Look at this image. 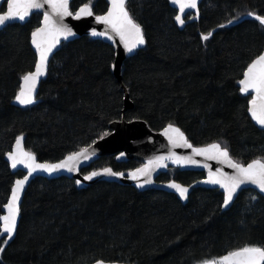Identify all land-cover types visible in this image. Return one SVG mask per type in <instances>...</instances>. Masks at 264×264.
<instances>
[{
  "label": "trees",
  "instance_id": "trees-1",
  "mask_svg": "<svg viewBox=\"0 0 264 264\" xmlns=\"http://www.w3.org/2000/svg\"><path fill=\"white\" fill-rule=\"evenodd\" d=\"M85 3L94 14L108 6L105 0H72L70 10ZM126 8L145 45L123 62L121 77L112 70L113 47L83 35L60 45L30 105L14 97L21 76L35 66L30 39L42 14L0 30V215L23 174L5 158L19 135L38 160L52 162L108 134L112 121L140 119L155 131L177 125L197 146L219 142L244 164L264 159V130L251 120L249 96L237 85L264 51V25L247 15H264V0H202L198 19L188 15L183 29L169 0H127ZM128 99L132 106L125 109ZM140 164L108 155L82 172L111 167L127 173ZM203 177L169 166L157 180L190 184ZM222 203L223 194L213 188L196 187L182 203L158 189L109 181L79 189L67 177H36L0 264H198L246 245L264 246V196L248 188L228 209Z\"/></svg>",
  "mask_w": 264,
  "mask_h": 264
},
{
  "label": "snow or ice",
  "instance_id": "snow-or-ice-1",
  "mask_svg": "<svg viewBox=\"0 0 264 264\" xmlns=\"http://www.w3.org/2000/svg\"><path fill=\"white\" fill-rule=\"evenodd\" d=\"M171 2L174 5H179L181 13L185 9H195L197 7V0H171ZM108 3L109 7L107 11L103 15L95 17L97 22L107 26L106 31L97 32L93 29L91 35L104 36L108 39L119 37L124 49L129 53L138 45L145 44L142 28L129 14L126 8V0H108ZM45 4L49 6L51 12L44 11L41 26L31 33V44L35 48L37 59L35 61V70L24 73L20 78L19 90L14 97L15 101L20 105L34 103L37 82L47 70L50 53H52L53 48L60 42L61 38L68 39L74 35L72 28L63 22L65 17L73 16V12L69 8V0H7V8L0 14V26H3L6 22L13 19L25 20L33 9H43ZM74 15L77 19L82 16H92L93 9L91 3L83 4ZM247 15L254 17L261 25H264V15H258L254 12H248ZM175 20L181 25L184 24V20L179 14L175 16ZM231 22L229 21V23ZM219 27H224V25H220ZM212 34V32L202 34L201 38L207 41ZM113 68H115V65H113ZM238 83L241 93H249V90L254 93L248 101L247 110L256 124L264 129V52L257 55L247 65L246 70L243 72V78ZM162 135L167 138L173 148L178 146L190 148L192 156L182 157L178 156L175 152L169 151L166 156L162 155L150 159L147 164L128 173L129 179L137 181V187L151 184L152 172L156 168L166 167L165 162L168 160L179 165L198 164L199 162L193 157L201 156L207 160H217L227 164L228 167L233 169L232 174L224 172L221 168H217L213 172L208 164H203L204 168L209 169L208 178L204 183L218 185L223 189L222 208L230 206L237 190L242 185H254L259 189L260 193H264V159L257 158L247 164L240 163L234 160L228 148L221 147L219 142H212L204 147H195L188 141L184 132L172 123L164 127ZM22 139V135L17 136L13 149L6 153L11 167L15 169L18 165H23L27 169V175L15 180L10 189L7 203L3 205V210L6 214L0 215V222H2L0 235H6L7 239H4L3 245H0V253L5 250L4 246L8 244L15 234L17 217L20 212L19 202L29 178L37 172H45L51 175L59 171H78V165L81 160L90 159L89 148H81L79 151L68 153L57 163H40L37 161L34 153L23 150ZM100 175L122 177L124 173L113 171L111 168L106 167L100 171H92L88 175H85L84 180L91 181L94 177ZM142 177L145 179L141 183ZM80 183V180L76 181L77 185ZM167 187L178 192L180 198L184 199L187 197V187L175 181L168 182ZM252 199H255V197H252ZM96 264H104V262L98 260ZM200 264H264V246L246 245L236 250L228 251L225 255L220 256L218 260L206 259L201 261Z\"/></svg>",
  "mask_w": 264,
  "mask_h": 264
},
{
  "label": "water",
  "instance_id": "water-1",
  "mask_svg": "<svg viewBox=\"0 0 264 264\" xmlns=\"http://www.w3.org/2000/svg\"><path fill=\"white\" fill-rule=\"evenodd\" d=\"M71 1L72 0H69V5H70ZM105 1H106L107 5H108L107 6V8H108L109 7L108 0H105ZM201 1L202 0H197V7L195 9H190V8L189 9H185V11L183 13H181L179 5L178 4L174 5L171 2V0H169L170 5L174 9L177 10V14L176 15H178V14L181 15L182 19L184 20V24L183 25L177 23L176 20H175V23H176V25L178 26L179 29H183L184 28V26H185V18L188 15H194L195 19L196 20L198 19V16H199V5H200ZM3 4H5V9L3 10V11H5L6 8H7V0H0V14H2V12H3V11H1V7H2ZM45 10L51 12V9L49 8V6L47 4H45L43 9H40V10L33 9L30 12V14L25 18V20L21 21L19 19H13V20H10V21L6 22L5 25L8 24V23H11V22L25 23L29 19V17L31 16V14L34 11H38V12H40L42 14L41 22H40V24L38 26V27H40L41 24H42L43 13H44ZM106 11H107V9L101 14H94L93 13L92 16H82L79 19L75 18V15H74L75 12H73V16L65 17L63 22L65 24H67L69 27L72 28V30L74 32V35L69 37L68 39H63V38L60 39V42L55 46V48H53L52 53H50V55H49L48 65H49V62H50L51 58L56 53V51L60 48V45L63 42L72 41V40L77 39V38H79V37H81L83 35H88V36H90V37H92L94 39H101L104 42L109 43L113 47V49H114V62L112 64V70H113L114 74L117 77H121V67H122L123 62L128 57L132 56L138 48L143 47L145 44L138 45L135 49H133L132 52L129 53V52H127L124 49L123 44L119 40V37H115L114 39H108V38H106L104 36H93V35H91V32H92L93 29H95L97 32L106 31L107 26L104 25L103 23L97 22L96 19H95V17L97 15H103ZM5 25L0 26V30H2ZM30 45H31L33 51L35 52V48L31 44V39H30ZM35 54H36V52H35ZM36 59H37V57H36ZM48 65H47V68H48ZM113 65H115V68H113ZM34 70H35V66H34L33 70H31V71H34ZM46 72H47V70H46ZM46 72H45V74L43 76H41L39 78V80L37 82L36 90H35V93H34V98L35 99H36V96H37V93H38V88H39L40 82L45 78ZM242 78H243V76H242ZM237 85H238L239 91H240L239 83H237ZM241 94L244 95V96H249V100L252 98V95H254V93L251 90H249V93H241ZM126 95L128 97L127 93H126ZM35 99H34V101H35ZM131 106H132V103L128 99V102L125 103V109L130 108ZM248 114H249V116L251 118V115H250L249 112H248ZM251 120L255 123V125L257 127L261 128L258 124H256V122L252 118H251ZM174 126L178 127L177 125H174ZM163 129H164V127L162 129L158 130V131L152 130V129L149 128V126L147 125V123L145 121L140 120V119H134V120H129V121L121 119V120L112 121L109 124V130L110 131L108 132V134L102 136L101 138H98L97 140L93 141L92 143H90L88 146L85 147V148H89L90 159L81 160V162L78 165V171H73V172L59 171V172L53 173L51 175H49L48 173H45V172L34 173L29 178V181L26 183L24 191L21 194V200L19 202V208L21 206V202H22V199L24 197L26 189L28 188V186L30 185L32 180H34L36 177H44V178H50V179L51 178L54 179V178H58V177H67V178L73 179L75 182L77 180H80L81 183L79 185L76 184L77 188H79V189L87 188L90 185H92L93 183L98 182V181L117 182V183L122 184V185H130V186L136 187L139 190L158 189V190H163V191L174 193L180 199V201L182 203L187 202L190 192L192 191V189H194L196 187L218 189L223 194V189H221L218 185H211V184L204 183V181L207 180V178H208L209 169L208 168H204L203 164H208L210 166V169L213 172H215V170L217 168H221L224 172L232 174L233 173V169L228 167L227 164H224V163L219 162L217 160H207L205 157H201V156L193 157L195 160H197L199 162L198 164H183V165H179V164H174L171 160L166 161L165 162L166 165H167L166 167L156 168L152 172V175H151L152 183L151 184H145L143 187H137L136 186L137 185V181H134V180H131V179L128 178V173L130 171H133L136 168L142 167L143 165L147 164V162L150 159H153L154 157L162 156V155L163 156L168 155L169 151L175 152L178 156H182V157L192 156V150L190 148L182 147V146H178V147L173 148L172 145L169 144L167 138L164 135H162V130ZM185 136H186V134H185ZM189 142L191 143V141H189ZM14 145H15V141H14V143L12 145L11 150L13 149ZM192 145L195 146V147H204L207 144L206 145H198V146L194 145V144H192ZM89 146H91V147H89ZM221 147H222V145H221ZM22 148H23L24 151L30 152V151H27V149L25 148L24 136H23V139H22ZM121 154H123V155H121ZM108 155H115V158L118 161L137 160V161H140L141 164L138 167L128 171L127 173L123 172L124 176H122V177H113V176H107V175H100V176L94 177L93 180H91V181L84 180V176L88 175L92 171H89L87 173H83L82 169L85 166L90 165L91 163H93L94 161L99 159L100 157L108 156ZM5 158H6V161L8 162V164H9L10 168L13 171H21L23 173L22 176H19L18 178H23L24 175H27V169L23 165H18L15 169H13L11 167V165H10V162L8 161L7 155H6ZM63 158H61L59 160H56V161H52V162L41 161V160H38V159H37V161L40 162V163H44V162L57 163L60 160H62ZM245 164H247V163H245ZM169 166L170 167H179V169L182 170V171H202V172H204V177L199 179V180H197V181H195V182H193V183H190V184H183V183H181V182H179L177 180H174V179H169V180H166V181H158L157 179L159 177V174L161 172H163V171H166ZM107 168H111V167H107ZM101 169H103V168H99V169H96V170H93V171H100ZM112 170L115 171L114 169H112ZM18 178H16V179H18ZM144 179L145 178L142 177L140 182L142 183ZM15 180H14V182H15ZM170 181H175L176 183H179L182 186L187 187L188 188L187 197L182 199V198H180L178 192H176L174 189L168 188L167 184ZM248 188L249 189H254L258 193H260L259 189L256 188V186L251 185V184H245V185H242L241 188L237 190V193L235 194L234 199L237 197V195L241 191H243L245 189H248ZM260 194L262 196H264V193H260ZM9 196H10V194H9ZM234 199H233V201H234ZM6 203H7V201H6ZM231 204H232V202H231ZM229 207L222 208V209L225 210V209H228ZM2 211H3V214H6L5 211L3 210V208H2ZM19 218H20V212H19V215L17 217V226H18ZM0 229H2V222H0ZM0 236L1 237H7L6 235H0ZM103 262H104V264H134V263H125V262H108V261H103ZM87 264H96V261H94L92 263H87Z\"/></svg>",
  "mask_w": 264,
  "mask_h": 264
},
{
  "label": "bare ground",
  "instance_id": "bare-ground-1",
  "mask_svg": "<svg viewBox=\"0 0 264 264\" xmlns=\"http://www.w3.org/2000/svg\"><path fill=\"white\" fill-rule=\"evenodd\" d=\"M177 11V10H176ZM177 14V13H176ZM85 148V147H84ZM28 151V150H27ZM31 152V151H30ZM65 157V156H64ZM22 203V202H21ZM21 207V206H20ZM3 214V213H2ZM1 237V236H0ZM4 238H7V237H4ZM131 263V262H130Z\"/></svg>",
  "mask_w": 264,
  "mask_h": 264
},
{
  "label": "rangeland",
  "instance_id": "rangeland-1",
  "mask_svg": "<svg viewBox=\"0 0 264 264\" xmlns=\"http://www.w3.org/2000/svg\"><path fill=\"white\" fill-rule=\"evenodd\" d=\"M219 259V258H218ZM218 259H216V260H218ZM207 260H212V259H207ZM198 264H200V263H198Z\"/></svg>",
  "mask_w": 264,
  "mask_h": 264
},
{
  "label": "flooded vegetation",
  "instance_id": "flooded-vegetation-1",
  "mask_svg": "<svg viewBox=\"0 0 264 264\" xmlns=\"http://www.w3.org/2000/svg\"><path fill=\"white\" fill-rule=\"evenodd\" d=\"M35 12V11H34Z\"/></svg>",
  "mask_w": 264,
  "mask_h": 264
}]
</instances>
